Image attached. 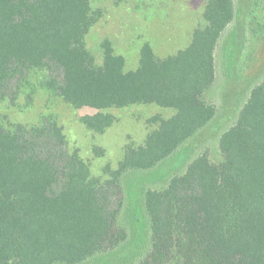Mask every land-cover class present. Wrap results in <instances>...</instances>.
I'll list each match as a JSON object with an SVG mask.
<instances>
[{"label": "trees", "instance_id": "16d2710c", "mask_svg": "<svg viewBox=\"0 0 264 264\" xmlns=\"http://www.w3.org/2000/svg\"><path fill=\"white\" fill-rule=\"evenodd\" d=\"M263 7L264 0H206V24L188 47L159 57L146 43L138 67L127 71L109 42L103 65L88 49L86 36L101 17L91 0H0V103L16 101L26 75L38 73L39 88L96 109L82 122L97 132L115 121L105 109L175 110L155 117L146 145L129 147L117 169L105 168V182L69 150L53 115L26 136L0 124V264H82L122 250L130 238L123 177L154 171L223 112L205 98L218 80L217 48L225 42L229 74L243 77L264 39V28L248 21ZM219 148L220 162L199 154L164 191H143L151 235L130 264H264V80L253 84Z\"/></svg>", "mask_w": 264, "mask_h": 264}, {"label": "rangeland", "instance_id": "374dc122", "mask_svg": "<svg viewBox=\"0 0 264 264\" xmlns=\"http://www.w3.org/2000/svg\"><path fill=\"white\" fill-rule=\"evenodd\" d=\"M91 7L96 15H101L86 36V45L96 64L103 65L104 44L109 42L113 53L124 57L127 71L138 67L144 44L150 43L159 57L174 55L188 47L194 31L206 24V0H91ZM243 19L242 13L238 17L242 25ZM248 23L250 28H264V7ZM254 55L252 68L239 80H234L229 74L234 61H228L225 42L218 46V80L205 98L223 112L154 171H134L123 177L128 204L122 220L129 227L130 238L122 250L94 255L82 264H130L135 255L139 257L147 247L151 235L141 201L143 191L148 188L164 191L169 178L185 172L190 161L199 154L208 153L214 162L222 160L220 135L236 121L253 84L264 80V39ZM37 74L26 75L16 101L8 96L0 103L2 129L26 136L43 117L53 115L64 130L69 150L77 151L87 163L91 177L100 178L103 182L109 177L105 168L117 169L129 147L146 145L148 134L159 126L155 117L167 119L175 114L174 109L154 103L109 108L105 111L111 112L115 121L105 132H97L82 122L83 116L97 112L96 109L76 108L60 96L39 88L41 77ZM39 74L47 75L45 71ZM22 79L16 78L10 91L16 90L15 85Z\"/></svg>", "mask_w": 264, "mask_h": 264}]
</instances>
